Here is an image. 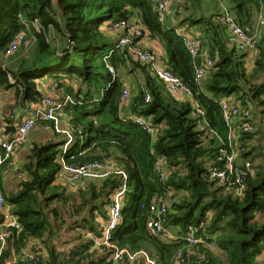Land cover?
Masks as SVG:
<instances>
[{"label":"trees","instance_id":"trees-1","mask_svg":"<svg viewBox=\"0 0 264 264\" xmlns=\"http://www.w3.org/2000/svg\"><path fill=\"white\" fill-rule=\"evenodd\" d=\"M223 4L240 25L258 29L253 23L264 0H179L165 23L158 21L156 0H0V93L5 97L12 91L13 109L28 107L42 99L38 79L48 75L76 101L66 108L75 131V142L66 151L64 136L52 122L40 120L48 128L44 140L32 141L16 174L3 169V194L21 228L7 229L11 235L0 264L13 259L14 264H117L104 254L97 257L101 246H94L103 234L97 214H106L111 194L124 184L123 221L113 234L119 248L146 251L157 264H175L180 254L186 264H263L257 257L264 252V162L257 157L264 153L257 142L264 139V34L248 69L244 54L230 44L226 27L217 21ZM36 18L43 30L32 28L36 40L27 51L20 48L11 64L5 65L9 43L24 29L22 21ZM135 21L166 48V64L190 89L198 106L171 93L128 48L115 50L118 38L103 29V23L114 29L119 23ZM49 26L56 30L54 38ZM180 26L198 31L203 50L208 48L216 60L217 68L200 83L195 80L192 56L177 32ZM139 39L134 38V43ZM108 65L114 67L116 77ZM125 70L136 78L126 104L121 101ZM232 96L261 107L254 108L255 129L250 133H243L239 124L231 127L223 118L221 101ZM130 115L149 120L157 128L156 136ZM234 130L243 148L237 160L243 175H234L222 185L212 179L211 168L223 167L218 156L222 150L232 152L229 135ZM62 159L75 166L108 161L116 172L99 179L67 177L65 183L57 177ZM159 162L166 170L165 181L156 170ZM5 172L17 179L10 188ZM171 189L178 201L168 210L167 228L178 235L195 229V236L206 238L204 242L190 247L182 239L151 235L148 206ZM68 221L69 231L78 230L71 241L78 243L66 250L56 240L57 229ZM90 232L93 237L83 235ZM32 239L48 255L30 263L21 251ZM213 240L216 250L208 245Z\"/></svg>","mask_w":264,"mask_h":264},{"label":"built area","instance_id":"built-area-1","mask_svg":"<svg viewBox=\"0 0 264 264\" xmlns=\"http://www.w3.org/2000/svg\"><path fill=\"white\" fill-rule=\"evenodd\" d=\"M173 6L174 0H156L158 21L160 23H165L168 16H173ZM221 7L223 11L217 17V21L219 24L226 27L230 44L244 54V62H246L247 68L249 69L253 66L252 61L257 53L258 42L261 40L263 35L262 28H264V9L258 17V29L253 30L254 28H252L251 30L249 25H240L227 7L224 5ZM22 24L24 29L13 38V41L9 43L6 57L13 54L20 45H25L27 42L31 43L36 40L35 34L31 31L32 28L38 32L43 30V27L37 18L34 20H23ZM129 24L132 25L129 26ZM115 28L118 29L116 31L123 30L114 46L115 50L123 52L126 48H128V52L132 54L137 61L139 60L145 65H148L152 74L158 78L161 83H164L166 88L171 93L178 97H188L192 100V97H194L192 92L185 86L179 76L170 70L166 64L167 60L163 52H161L160 49H157L156 53H153V51L144 50L141 46H139L142 39L152 40L146 28L139 21L132 23H119L116 26L114 25V29ZM49 30L51 31L50 37L54 38L55 30L53 26H49ZM177 32L183 37L184 44L187 46L192 56L196 65L195 80L200 83L207 76L208 72L217 68L215 63L216 60L212 55H210V53H208V48L203 50L201 40L198 37V31H195L194 28H190L189 26H180L177 28ZM137 37H141V39H139L138 42L136 41L137 43H134V38ZM108 66L110 72L113 74V77H115L116 71L114 67L110 65ZM130 95L131 88L125 86L121 101L126 104ZM146 100H150L149 95L146 96ZM1 101L2 98L0 96V102ZM74 103L76 102L74 101L73 96L60 88L56 81L54 85H50L49 83L47 84L43 97L39 102L29 103L28 107L23 110H20L19 108L16 109V112H18L19 115L16 122L15 133L10 136V138H0V256L2 254V250L7 246V237L11 235L7 229L21 228L18 217L13 213V205L6 200V197H4L3 194L1 179L3 169L6 167L11 169L13 174H16L19 167L18 161L15 160V154L20 148L28 143L30 133L35 127L39 126L38 121L40 120L52 122L56 132L65 137L67 141L63 149L66 151L69 146L75 142V131L66 112V108ZM192 103L194 106H198L195 99L192 100ZM221 105L223 118H225L226 122L231 127L237 128L236 124H239V129L243 133H250L255 129L254 108L249 101H240L232 96L231 98H223ZM130 118L136 124L140 125L147 133L153 137L156 136L157 128L144 116L130 115ZM229 136V146L232 147L233 144L234 147L232 152L228 153L227 151L222 150L219 153L218 159L223 163V167L211 168L210 173L212 174V179L222 185L229 184L234 175H243V173L239 172L237 166L239 153L243 150L242 144L240 143V137L237 135L235 130ZM247 166L249 167V164ZM156 170L158 175H160V179L165 181L167 176L165 175L166 170L163 168L161 162L156 165ZM111 172H116V169L113 164L108 161L103 163L93 162L85 164L84 166H75L66 164L63 160L62 170L57 174V177L60 180L68 177L73 181H78L85 178H104ZM236 181L241 183L240 178H237ZM125 191L126 185L124 184L122 189L111 194L110 204L108 207V219L102 230V237L97 241L96 246H101V250H103L104 255L116 263H121L126 260L129 264H136V262L141 260L143 261V264H157L146 251L132 252L127 248L121 249L113 241V234L123 221L122 209ZM237 191L238 194L241 193V189H238ZM177 201L178 198L172 189L167 192L166 196L156 198L151 201L148 206L149 211L152 212L147 224L148 230L155 236L164 235L165 237L174 240L182 239L186 241L190 247L204 242L206 238H197L195 236L197 232L195 229H192L193 231L188 235H185L184 233L178 235L167 228L168 210ZM142 206H146V204L143 203ZM200 228H202V226ZM208 239H210V237H208ZM208 245L209 248L213 250L217 248L216 240H213ZM21 252L24 258L30 263L38 262L48 255V253L41 248L39 241L35 239L29 241ZM12 262V264H14L16 259H13ZM8 264H11V262ZM175 264H185L183 254L179 255Z\"/></svg>","mask_w":264,"mask_h":264},{"label":"crops","instance_id":"crops-1","mask_svg":"<svg viewBox=\"0 0 264 264\" xmlns=\"http://www.w3.org/2000/svg\"><path fill=\"white\" fill-rule=\"evenodd\" d=\"M204 5H205V3H204ZM210 6H211V4H208V7H210ZM142 41L144 42L145 40L142 39L141 42ZM149 42L151 43V46L154 49H156V48L158 50L160 49V51L163 52L166 60L168 59L167 50H166V48L162 45V43L158 39L149 40ZM51 80H53V79L48 77V75H46V77H42V78L38 79V82L42 86L41 89L43 91H45V88H46L47 84H49ZM12 94H13L12 91H10V90L7 91L6 92V96L0 102V138H10V136H12L15 133L16 130H12V128H10L9 134L8 135L5 134V130H6L7 127H10L12 125L16 126V124H17L16 122H17L19 113L16 112L15 109L19 108L20 110L21 109L23 110V109L27 108V107L22 108L21 106H18V107L13 109V107L11 105V104H13V96H12ZM7 119L9 121H7ZM13 119H16V121L15 120L13 121ZM47 129L48 128H46L44 126H41L39 124L38 127H35L34 130H32V132L29 135V139H28L29 143L27 145L23 146L22 148H20L17 151V153L15 154V160H17L19 162V164L23 162L24 155L28 151V149L31 146V143H32L33 140H36V141L44 140V137L47 135V131H48ZM6 173L7 172H5L6 176L4 177V179L6 180V185L10 188L12 186V184H14V183L16 184L17 179L15 180L16 177L13 176L12 174H8L7 175ZM68 180H69V178H68ZM87 236L93 237V234L90 232V233H87L85 235V237H87ZM98 238L100 239V237H98ZM98 238H96V240H98ZM100 254L103 256V254H104L103 250H101ZM178 258H179V256H178ZM257 258L259 260V257H257ZM9 262H11V264L13 263L12 260H10ZM117 264H120V263H117ZM138 264H143V261L139 260Z\"/></svg>","mask_w":264,"mask_h":264},{"label":"rangeland","instance_id":"rangeland-1","mask_svg":"<svg viewBox=\"0 0 264 264\" xmlns=\"http://www.w3.org/2000/svg\"><path fill=\"white\" fill-rule=\"evenodd\" d=\"M176 0H174V7L176 6L175 4H176V2H175ZM225 4V3H224ZM174 7H173V11H174ZM264 9V8H263ZM262 12V10L259 12V14L256 16V20L254 21V25H257V22H258V17H259V15H260V13ZM172 15H173V13H172ZM107 22H105V23H103V29L105 28V30H108V31H110V35L111 36H113L114 38H119V36H120V34L123 32V30L122 31H116L115 29H110L111 27H107ZM132 24H129V26H131ZM258 26V25H257ZM262 32H263V34H264V29H262ZM138 41V40H137ZM140 45L139 46H141L144 50H149V51H153V53H156V50H157V48L156 49H154L152 46H151V43L149 42V39L148 40H145L144 42L142 41V42H140L139 43ZM30 46H31V43L30 42H27V44H25V45H20L18 48H17V50L13 53V54H11V55H8V57H6V62H5V65H8L9 66V64H11V61H12V59L14 58V56L15 55H17L18 53H19V51H20V48H22L23 47V49L24 50H28V48H30ZM15 54V55H14ZM14 55V56H13ZM13 56V57H12ZM130 73V71H123L122 73H121V75L123 76V78L125 79V84H126V86H128V87H132V85H134L135 84V82H136V78H134V75L133 74H129ZM140 74V73H139ZM138 74V75H139ZM141 76V75H140ZM57 82V81H56ZM55 84V80H51L50 81V85H54ZM47 87V86H46ZM44 93V92H43ZM0 96H1V98L3 99L4 98V94L1 92L0 93ZM254 108L256 109V111L258 110V109H260L261 107L259 106V105H257L256 103H254ZM261 110H259L258 112H260ZM62 136V135H61ZM63 137V136H62ZM260 146H263V148H262V152L264 153V139H262V140H260V141H258L257 142ZM257 161L258 162H264V156H258L257 157ZM18 165H20L19 164V162H18ZM16 180V179H15ZM62 181H64L65 183H67V181L65 180V179H63ZM180 195V194H179ZM180 198H181V195H180ZM108 210V209H107ZM105 215H103V216H101L99 213L97 214L98 215V220H97V223H98V226H99V231H100V229H101V231L103 230V228L105 227V223H106V221H107V219H108V211H105ZM106 217V218H105ZM69 221H68V223H66V224H63L60 228H58L57 229V233L59 232V238H58V240H56L57 241V243L59 244V243H61V245H60V248L61 249H66V250H69V249H71L72 247H73V245L74 244H77L78 243V241L77 240H74V242L73 241H71L73 238H75L76 236H77V229H73V228H71L73 231H69L68 230V225H69ZM83 235L85 236L86 235V233H83ZM82 240H84V239H82ZM95 248H97V246L95 247ZM100 253V252H99ZM98 256H102V255H100V254H97V257ZM107 259V258H106ZM87 260H89V259H87ZM110 260V258H108V261ZM259 260L261 261V262H263V264H264V252L259 256ZM8 263H10V262H8ZM7 263V264H8ZM137 264V263H136Z\"/></svg>","mask_w":264,"mask_h":264},{"label":"water","instance_id":"water-1","mask_svg":"<svg viewBox=\"0 0 264 264\" xmlns=\"http://www.w3.org/2000/svg\"><path fill=\"white\" fill-rule=\"evenodd\" d=\"M14 120H15V119H13V121H14ZM10 128H12V130H16V126H15V125H12V126H10V127H7L6 130H5V134H6V135L9 134V132H10V131H9Z\"/></svg>","mask_w":264,"mask_h":264},{"label":"clouds","instance_id":"clouds-1","mask_svg":"<svg viewBox=\"0 0 264 264\" xmlns=\"http://www.w3.org/2000/svg\"><path fill=\"white\" fill-rule=\"evenodd\" d=\"M224 5V4H223ZM225 6V5H224ZM226 7V6H225ZM255 58V57H254ZM254 60V59H253ZM243 61H244V59H243ZM254 64V62L252 61V65ZM245 66H247L246 65V62H245ZM68 108V107H67ZM65 138V137H64ZM66 140V139H65ZM66 144V143H65ZM65 146V145H64ZM115 192V191H114ZM123 201H124V199H123ZM123 204H124V202H123ZM123 210V209H122ZM108 211V210H107ZM109 215V214H108ZM122 223V222H121ZM120 226V225H119ZM118 226V227H119ZM98 240H100L99 238H98ZM98 240H96V242L98 241ZM186 242V241H185ZM94 247H96V243H95V246ZM217 247V246H216ZM216 250V249H215Z\"/></svg>","mask_w":264,"mask_h":264},{"label":"bare ground","instance_id":"bare-ground-1","mask_svg":"<svg viewBox=\"0 0 264 264\" xmlns=\"http://www.w3.org/2000/svg\"><path fill=\"white\" fill-rule=\"evenodd\" d=\"M55 5V4H54ZM54 28V27H53ZM56 31V30H55ZM140 45V44H139ZM114 51V49L113 50H111L110 51V53H112ZM108 56V55H107ZM110 66H112V65H110ZM7 71V70H6ZM116 77V76H115ZM73 81V80H72ZM66 91V90H65ZM76 102V101H75ZM11 125V124H10ZM153 137V136H152ZM68 164V163H67ZM18 171H19V169H18ZM17 175H19V174H17ZM16 175V176H17ZM19 177V176H18ZM90 179V178H89ZM13 208V207H12ZM14 213V212H13ZM106 218V217H105ZM10 230V229H9ZM13 230V229H12ZM19 233V232H18ZM152 235V234H151ZM214 239V238H213ZM210 242V241H209ZM211 249V248H210ZM35 264V263H34Z\"/></svg>","mask_w":264,"mask_h":264}]
</instances>
